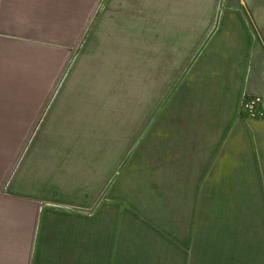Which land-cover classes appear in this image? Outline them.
Masks as SVG:
<instances>
[{"label": "rangeland", "instance_id": "rangeland-1", "mask_svg": "<svg viewBox=\"0 0 264 264\" xmlns=\"http://www.w3.org/2000/svg\"><path fill=\"white\" fill-rule=\"evenodd\" d=\"M92 1L43 5L22 30L0 26V54L12 38L45 52L0 65V95L27 96L29 115L49 93L45 116L53 103L86 111L82 131L46 125L38 134L36 125L30 136L59 145L75 137L69 157L83 163L62 171L60 199L97 205L90 215L45 213L44 257L62 255L67 264H264V196L244 181L212 180L216 164H202L181 138L178 110L164 111L170 81L166 88L163 55L148 54L146 0ZM82 188L89 196H80Z\"/></svg>", "mask_w": 264, "mask_h": 264}, {"label": "crops", "instance_id": "crops-1", "mask_svg": "<svg viewBox=\"0 0 264 264\" xmlns=\"http://www.w3.org/2000/svg\"><path fill=\"white\" fill-rule=\"evenodd\" d=\"M129 2L134 5L133 0ZM92 3L63 0L62 4ZM144 3L148 6V54L163 55L159 65L166 88L170 81L164 111L178 110L174 115L180 117L181 138L197 150L202 164H216L212 171L219 176L212 180L244 181L247 191L263 197L264 0ZM59 4L60 0H0V26L22 30L28 22L29 28L43 5ZM10 40L0 54V65L10 59L24 63L33 56H45L34 45ZM51 94L36 99L39 103L32 115L27 96L0 95V264H43L44 260L67 264L68 258L62 255L44 257L45 213L90 215L97 206L86 208L60 199L62 171L67 175L70 164L83 163L69 157L75 137L61 138V145L60 141L43 144L38 137L31 140L36 125L38 134L46 132L48 125L57 132L82 131L85 126V110L67 112L53 103L43 115ZM255 97L261 100L257 108L261 115L252 118L242 110V103ZM45 170L50 174L44 178ZM82 189L80 196H89ZM68 193L74 198L75 192Z\"/></svg>", "mask_w": 264, "mask_h": 264}, {"label": "built area", "instance_id": "built-area-1", "mask_svg": "<svg viewBox=\"0 0 264 264\" xmlns=\"http://www.w3.org/2000/svg\"><path fill=\"white\" fill-rule=\"evenodd\" d=\"M260 103H261V100L258 97H255V98H252V99H249V100H245L242 103V110L244 112H246V114L249 117H252V118L258 117V116L261 115L260 112H258V109H257Z\"/></svg>", "mask_w": 264, "mask_h": 264}]
</instances>
